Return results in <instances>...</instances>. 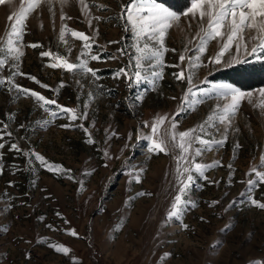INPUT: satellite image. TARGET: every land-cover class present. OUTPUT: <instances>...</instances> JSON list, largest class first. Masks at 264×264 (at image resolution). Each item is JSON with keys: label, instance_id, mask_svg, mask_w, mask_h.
<instances>
[{"label": "rangeland", "instance_id": "obj_1", "mask_svg": "<svg viewBox=\"0 0 264 264\" xmlns=\"http://www.w3.org/2000/svg\"><path fill=\"white\" fill-rule=\"evenodd\" d=\"M86 2L90 16L102 18L100 21L93 19L91 29L78 0H70L64 6L59 0H53L52 11L41 4L27 16L24 44L39 43L42 47L23 49L25 54L19 70L27 75L16 76L14 83L55 99L64 107L77 108L79 112L86 110L88 119L73 121L61 113L47 128H39L36 122L48 118V114L33 98L21 96L17 99L15 91L8 90L7 83L0 86V128L8 124L7 131L12 133L11 138L5 135L0 141L5 144L0 149V165H3L0 173V264H73V258L78 264H249L253 259L264 258V209L251 206L240 195L246 192V184L240 181L247 179L245 173L259 165L261 155H264V109L256 106L260 101L258 94L253 96L252 104L247 100L241 103L224 146L197 158V162L203 163L220 161L222 166L207 171L208 180L197 178L192 184L190 196L197 206L183 219L189 229H181L178 222L165 225L164 218L175 194L171 183L175 161L172 154L148 153V142L137 143L136 135L143 121L151 123L158 114H167L170 119L178 111L187 81L176 80L173 73L180 69L171 66L163 69V79L157 82L154 90L147 83L129 88L124 77L114 79V72L128 63V57L120 56L117 49L127 47L133 54L135 51L131 47L134 42L131 34L124 30V21L117 19L121 4L127 0ZM163 3L176 11L190 6L188 0H165ZM94 4L104 7L100 9ZM18 11L19 0H14L12 6L8 3L0 5V42L6 40L10 30L9 14ZM61 11L66 16L63 22ZM62 23L90 37L98 28L92 54L103 52L105 58L89 61L91 68L99 70L98 80H93L90 74L83 77L46 66L52 61L48 57L42 58V51L50 50L70 62H77L80 54L82 41L70 33L65 35L67 44L59 39ZM181 29L174 27L167 34L166 47L176 51L165 54L166 65L178 64L184 48L196 43H189L197 31L195 23L189 28L182 17ZM96 45L105 46L106 51ZM68 48H71L70 54ZM216 50V43L211 42L203 57L205 63L207 56ZM109 54L118 58L107 59ZM11 63L9 59L0 69V78L6 79L15 71ZM256 63L262 62L200 67L195 70L194 82L201 87L224 82L244 91L259 89L264 87V72L248 71L249 66ZM220 72H228L242 86L223 80L218 76ZM27 76L35 77L40 84ZM205 79L209 83L200 84ZM61 82L63 87H60ZM97 85L102 86L105 93L110 90V94L100 95L101 88ZM90 92L94 96L92 101H88ZM138 95L143 97L139 101L136 100ZM86 101L89 103L87 109L84 108ZM225 102L209 98L195 111L182 112L177 117V130L202 123L217 103ZM48 107L55 108L54 105ZM21 124L25 127L21 128ZM68 124L72 126L61 127ZM80 124L89 129L94 143H88V135ZM168 127L169 123L165 121L160 134L163 135ZM111 130L117 131L119 138L112 137L106 142V134ZM143 132L148 134L150 129H143ZM129 133L132 134L131 141L127 140ZM126 142L130 147L123 148ZM11 143H17L24 152L39 153L47 162L71 171H49L41 167L34 156L26 157L11 150ZM236 143L240 145L238 149L234 148ZM105 149L112 159L103 155ZM229 164L234 170L231 182ZM132 166L145 169L138 184L128 182V170ZM86 172L91 174L86 175ZM140 191L152 195L125 204L129 197ZM252 195L264 203V184L255 188ZM233 200L243 203L225 211ZM212 201L220 203L210 206ZM202 216L206 222L201 221ZM41 217L43 220L39 219ZM229 221L234 224L233 230L221 233L220 229ZM46 225H52L56 230ZM118 225L122 227L117 228ZM66 229H74L79 235L71 236ZM40 238L43 242L37 243ZM217 239L223 240L224 244L217 252H212L210 246ZM54 243L69 247V254L56 253L49 247ZM166 252L171 256L164 257ZM26 254L30 258H26Z\"/></svg>", "mask_w": 264, "mask_h": 264}, {"label": "snow or ice", "instance_id": "obj_2", "mask_svg": "<svg viewBox=\"0 0 264 264\" xmlns=\"http://www.w3.org/2000/svg\"><path fill=\"white\" fill-rule=\"evenodd\" d=\"M59 2L64 6L70 0H59ZM188 2L190 6H187L183 11H176L166 7L163 0H127V3H122L117 19L124 21V30L131 34L134 41L131 47L135 51L133 54L129 53L127 47L117 49L120 56L128 57V63L113 74L114 79L124 77L129 88H132L134 85L147 83L154 90L157 82L163 79V69L166 66H171L180 69L179 72L173 73L176 80L187 81V88L180 98L181 103L178 111L173 113L170 119L167 114H158L153 118L151 123L143 121L140 126L141 130L136 135L137 143L141 140L148 142V153L157 155L160 153L165 155L172 154L173 156L175 168L172 173L173 180L171 183L175 194L172 196L164 223L165 225H170L172 222H178L183 230L189 229V225L183 222L184 216L190 209L197 206L190 196V188L195 179L208 180L205 173L215 167L222 166L220 161L203 163L197 162V158L202 157L206 152L224 146L228 140L229 130L232 128L233 121L243 101L247 100L249 104H252L253 96L258 94L260 101L256 106L264 109V87L244 91L230 83H211L210 87H201L194 82L195 70L200 67H207L208 65L231 67L233 64L264 62V0H188ZM5 3L12 6L14 0H0V5H4ZM78 3L91 29L93 19L100 21L102 18L100 16H90L89 4L86 0H78ZM41 4L49 6V10L52 11L53 0H19V11L9 14L7 19L10 30L7 32L6 40L0 42V69H3L10 59L12 62L11 67L15 71H12L6 79L0 78V86H4L7 83L9 85L8 90L10 92L15 91L17 99L21 96L33 98L39 107L48 114V118L36 122L39 128H47L51 124L52 119L58 117L61 113L67 115L73 121L77 119L86 120L88 119V112L86 110L79 112L77 108L64 107L57 104L55 99H48L39 92L14 83L16 76L27 75L19 70L21 58L25 54L23 49L25 47L32 49L42 47L39 43L25 45L23 41L24 35L27 34L25 31L26 18L30 13L39 8ZM93 6L100 9L104 7L103 5L95 4ZM182 17L187 21L189 28H191L192 23L196 24V34L189 41V43L192 41H196V43L193 47L189 48L186 46L184 48V51L179 56L178 64L166 65L164 60L165 54L168 51H176L175 49L166 47V37L170 29L174 27L181 29ZM60 19L62 22L66 19L63 11H61ZM67 19H71V17H67ZM66 33H70L73 38L83 42L77 62H70L65 56L54 54L50 50L42 51L40 56L42 58L48 57L52 61L46 66L53 69H63L69 73L83 77H87L90 74L93 80H98L100 78L97 75L99 70L89 66V61H100L102 58H105L103 52L92 54L96 35H98V28L95 30L94 35L90 37L86 33L73 30L67 24L62 23L59 39L65 44H67L65 40ZM211 42L216 43L217 50L213 55L207 56V63H205L203 57L207 53ZM109 43L118 42L109 41ZM96 47L105 48V46L100 45H96ZM68 52L70 54L71 48H68ZM106 58L117 59L118 57L109 54ZM185 61H187L186 65ZM181 65H185V67H181ZM27 78L40 84V81L33 76H27ZM77 83H80V81H77ZM207 83L209 82L206 79L200 81V84ZM63 86V82H61L60 87ZM41 87L47 88L48 85H41ZM97 87L101 88L100 95L110 94V90L109 93H105L102 90V86L97 85ZM142 98L138 95L136 100L139 101ZM209 98L226 102L222 104L217 103L202 123L192 128L178 131L179 121L177 117L182 112L195 111L197 106ZM93 99V93L90 92L88 94V101H92ZM172 99H176V97H172ZM88 101L84 104L85 109L89 106ZM49 105H54L55 108H49ZM262 115H264V112H262ZM165 121H168L169 127L161 135L160 128L164 125ZM71 126V124L61 125V127L65 128ZM8 127V124H4L0 128V141L3 140L5 135L11 138L12 133L7 131ZM20 127L23 128L25 126L21 124ZM79 127L88 135V143H94L89 129L85 128L83 124H80ZM146 128L150 129L148 134L143 132V129ZM234 131L238 132L239 129H234ZM217 136H219V139H217ZM112 137L119 138V133L111 130L109 134H106V142L107 140H111ZM131 139L132 134L129 133L127 140L131 141ZM131 146L134 147V145ZM4 147L5 144L0 142V149ZM128 147L130 145L126 142L123 148ZM239 147V143H236L234 146L235 149ZM10 149L21 152L26 157L34 156L35 161H39L40 166L47 168L49 171H71L63 169L62 166L47 162L45 157L39 153L31 150L24 152L19 148L17 143H11ZM103 155L108 157V159L113 158L107 149H105ZM260 160L259 165L252 166L245 173L247 179L240 181L246 184V192H242L240 195L244 196L251 206L264 209V203L259 202L252 195L255 188L264 184V170H260L264 169V155H261ZM104 166L108 167L107 164ZM228 168L232 170V165L229 164ZM2 170L3 165H0V173H2ZM144 171L145 169L142 167H130L128 170V182L132 183L134 181L137 184L140 183ZM233 171H230L229 182H231ZM85 174L91 173L86 172ZM210 182L219 183V181ZM80 187L81 189L83 188L82 182H80ZM151 195L152 193L140 191L134 197H129V200L125 201V204L138 197ZM219 203L220 201H212L210 206ZM237 203H243V201H231L228 207L225 208V211H228ZM8 206L11 207V205ZM57 215L59 216L60 214L57 213ZM39 219L43 220V217ZM200 219L201 221H205L203 216ZM46 227L54 231L56 230L52 225H46ZM119 227H122V225L117 226V228ZM233 228L234 224L229 221L224 228L220 229V232H230ZM65 231L74 237L79 235L74 229H66ZM249 235L251 236V233ZM41 242H43V238L37 240V243ZM223 244V240L217 239L210 246V251L217 252ZM49 247L53 248L56 253L64 255H68L70 252L69 247L59 243L49 244ZM170 256V252L164 253V257ZM26 258H30V256L26 254ZM73 264H78L75 258H73ZM249 264H264V258H261V260L253 259Z\"/></svg>", "mask_w": 264, "mask_h": 264}, {"label": "trees", "instance_id": "obj_3", "mask_svg": "<svg viewBox=\"0 0 264 264\" xmlns=\"http://www.w3.org/2000/svg\"><path fill=\"white\" fill-rule=\"evenodd\" d=\"M163 2H165V0H163ZM251 70L259 72V73L264 72V62L256 63V64L249 66L248 71H251ZM218 76H222L223 80H228L229 82H232L234 84L237 83L238 85L242 86L241 82L238 80H234L228 72H220L218 73Z\"/></svg>", "mask_w": 264, "mask_h": 264}]
</instances>
